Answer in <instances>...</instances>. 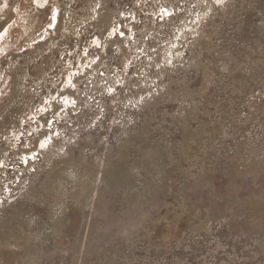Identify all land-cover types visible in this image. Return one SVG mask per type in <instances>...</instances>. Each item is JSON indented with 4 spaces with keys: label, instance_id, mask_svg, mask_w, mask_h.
<instances>
[{
    "label": "rangeland",
    "instance_id": "1",
    "mask_svg": "<svg viewBox=\"0 0 264 264\" xmlns=\"http://www.w3.org/2000/svg\"><path fill=\"white\" fill-rule=\"evenodd\" d=\"M2 32L0 264H264V0H0Z\"/></svg>",
    "mask_w": 264,
    "mask_h": 264
},
{
    "label": "bare ground",
    "instance_id": "2",
    "mask_svg": "<svg viewBox=\"0 0 264 264\" xmlns=\"http://www.w3.org/2000/svg\"><path fill=\"white\" fill-rule=\"evenodd\" d=\"M217 1V0H216ZM52 16V15H51ZM4 33L5 32H2L1 34H0V41L2 40V38H3V35H4ZM72 79V78H71ZM66 82V81H65ZM67 83V82H66ZM68 98V97H67ZM65 100V99H64ZM67 100V99H66ZM70 102H71V100H70ZM67 104V103H66ZM46 140V139H45ZM43 141V140H42ZM41 141V142H42ZM45 144H46V142H44ZM43 146V145H42ZM42 146H41V148H42Z\"/></svg>",
    "mask_w": 264,
    "mask_h": 264
}]
</instances>
